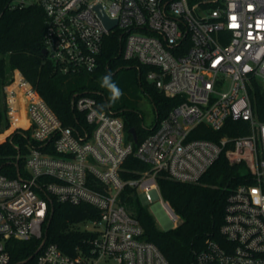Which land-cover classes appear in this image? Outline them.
Wrapping results in <instances>:
<instances>
[{
	"label": "built area",
	"instance_id": "1",
	"mask_svg": "<svg viewBox=\"0 0 264 264\" xmlns=\"http://www.w3.org/2000/svg\"><path fill=\"white\" fill-rule=\"evenodd\" d=\"M29 5L44 12L45 60L59 72L94 71L105 38L116 33L122 57L147 66V81L177 102L145 127L151 131L136 144L126 138L123 119L108 103L87 92L72 95L71 108L81 115L64 125L13 69L1 88L10 131L0 142L8 140L17 153L15 174L0 173V264H10L11 239L39 240L34 264H170L144 239L126 198L135 193L159 201L153 207L172 224L177 215L162 199L157 176L196 182L223 151L230 162L244 161L254 182L230 191L222 238L207 239L194 264H264V121L256 119L249 92L254 81L264 88V0L8 3ZM106 20L114 25L108 27ZM228 119L247 121L248 131L217 141L192 137L200 124L219 131ZM129 155L145 168H126ZM53 200L97 210L75 224L88 235L74 254L47 241Z\"/></svg>",
	"mask_w": 264,
	"mask_h": 264
},
{
	"label": "trees",
	"instance_id": "2",
	"mask_svg": "<svg viewBox=\"0 0 264 264\" xmlns=\"http://www.w3.org/2000/svg\"><path fill=\"white\" fill-rule=\"evenodd\" d=\"M9 1L0 0V132L8 126L1 88L8 82L15 68L34 86L64 125L74 124L77 116L81 115L71 108L72 95L75 92H87L100 103L106 101L111 110L123 119L128 140L133 141L129 129L136 130L137 143L151 130L143 127L137 112L111 102V93L101 86L103 77L111 74L114 82L116 75L124 71L125 77L137 82L152 102L154 123L176 104L177 99L165 97L147 81V66L122 57L121 41L116 33L105 38L98 56V66L94 71L73 74L59 72L53 64L45 60L42 53L45 29L42 8L38 5L10 8ZM249 92L256 119L264 121V88L254 81ZM247 131V121L228 119L219 131H213L207 125L200 124L193 130L192 137L217 141L222 136H238ZM16 137L15 134L13 141L17 140ZM135 143L134 145L137 144ZM16 153V149L8 140L0 142V173L15 174L13 163ZM22 164V158L18 159L20 168ZM124 166L136 170L145 168L134 155H129ZM128 175L135 176L131 173ZM252 182L254 179L245 162H230L223 151L196 182H181L165 175L157 176L162 199L180 219L176 227L158 229L151 213L135 193L126 198L125 206L142 225L144 239L153 242L170 264H194L196 254L203 249L207 239L222 238L220 226L230 191L238 184ZM52 205L53 214L47 231V241L56 243L65 253L74 254L75 246L82 244L88 235L76 229L75 224L94 217L97 210L89 204L71 205L56 200L52 201ZM38 244L39 240L11 239L8 247L10 264H34ZM30 255L33 257L21 262Z\"/></svg>",
	"mask_w": 264,
	"mask_h": 264
},
{
	"label": "rangeland",
	"instance_id": "3",
	"mask_svg": "<svg viewBox=\"0 0 264 264\" xmlns=\"http://www.w3.org/2000/svg\"><path fill=\"white\" fill-rule=\"evenodd\" d=\"M114 80V83H116V85L122 90L123 96L113 104H120L123 107L134 110L140 115L144 128H148L149 126H151L155 120V113L152 102L148 95L140 88L137 82H132L127 77H125L124 71L118 73ZM8 131H10L9 128H3L0 132V137ZM141 201L145 204L148 211L151 213L155 225L158 229L167 230L169 228H174L177 226V224H179L180 219L178 216H176V218L172 221V224H169L166 221L162 220V218H165L164 213L160 210L159 212H157V208L153 207L154 205L159 203V201L149 202L145 199L144 196L141 197Z\"/></svg>",
	"mask_w": 264,
	"mask_h": 264
},
{
	"label": "clouds",
	"instance_id": "4",
	"mask_svg": "<svg viewBox=\"0 0 264 264\" xmlns=\"http://www.w3.org/2000/svg\"><path fill=\"white\" fill-rule=\"evenodd\" d=\"M102 87H105L111 93L110 100L112 103H115L123 96L122 90L112 81L111 74L105 75L101 84ZM253 193L258 191L257 189L252 190ZM255 203H260L259 199L254 200Z\"/></svg>",
	"mask_w": 264,
	"mask_h": 264
},
{
	"label": "water",
	"instance_id": "5",
	"mask_svg": "<svg viewBox=\"0 0 264 264\" xmlns=\"http://www.w3.org/2000/svg\"><path fill=\"white\" fill-rule=\"evenodd\" d=\"M106 23H107V25H108V27H112L113 25H114V22H111V21H108V20H106ZM45 49L43 48L42 49V53L43 54H45ZM129 133L131 134V136H132V138H133V141L134 142H137V133H136V130L134 129V128H131V129H129ZM48 224H49V222H48ZM37 250H38V248L35 250V253L37 252ZM33 256L32 255H30L28 258H26V259H24L23 261H21V262H25V261H28L30 258H32Z\"/></svg>",
	"mask_w": 264,
	"mask_h": 264
}]
</instances>
